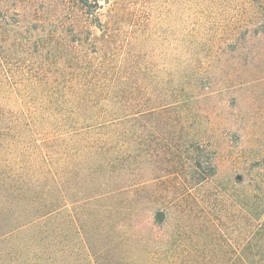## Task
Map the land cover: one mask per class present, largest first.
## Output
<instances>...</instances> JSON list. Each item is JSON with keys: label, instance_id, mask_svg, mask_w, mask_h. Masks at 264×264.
<instances>
[{"label": "trees", "instance_id": "1", "mask_svg": "<svg viewBox=\"0 0 264 264\" xmlns=\"http://www.w3.org/2000/svg\"><path fill=\"white\" fill-rule=\"evenodd\" d=\"M122 1L0 5V264H264L258 239L219 251L211 139L185 129L213 59L264 36L258 15L160 66Z\"/></svg>", "mask_w": 264, "mask_h": 264}, {"label": "rangeland", "instance_id": "2", "mask_svg": "<svg viewBox=\"0 0 264 264\" xmlns=\"http://www.w3.org/2000/svg\"><path fill=\"white\" fill-rule=\"evenodd\" d=\"M26 1L0 0L9 6L8 21L12 9ZM246 1L245 8L243 0H123L125 12L117 17L124 18V30L141 34L139 43L149 33L148 46L162 66L181 56L188 33L233 27L253 21V15L264 30V0ZM209 71L211 92L202 90L186 105L185 129L211 139L216 176L203 195L215 197V218L232 246L219 251L247 255L256 251L252 240L264 243V234L251 233L252 224L264 223V36L248 34L242 47L217 55Z\"/></svg>", "mask_w": 264, "mask_h": 264}, {"label": "water", "instance_id": "3", "mask_svg": "<svg viewBox=\"0 0 264 264\" xmlns=\"http://www.w3.org/2000/svg\"><path fill=\"white\" fill-rule=\"evenodd\" d=\"M157 217H161V214H160V213H158V214H157Z\"/></svg>", "mask_w": 264, "mask_h": 264}]
</instances>
